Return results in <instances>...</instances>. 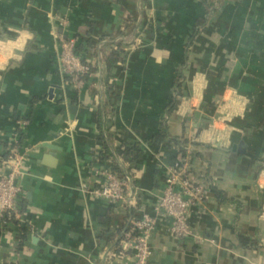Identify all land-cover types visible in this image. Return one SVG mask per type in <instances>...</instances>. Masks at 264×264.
Here are the masks:
<instances>
[{"label": "crops", "instance_id": "crops-1", "mask_svg": "<svg viewBox=\"0 0 264 264\" xmlns=\"http://www.w3.org/2000/svg\"><path fill=\"white\" fill-rule=\"evenodd\" d=\"M59 35L95 68L83 94L59 72ZM116 41L124 59L107 90L103 58ZM183 63L167 132L192 142L188 168L205 196L189 213L192 236L178 239L170 218L157 219L147 262L264 264V0H0V157L26 121L19 205L31 222L27 233L0 225V264L119 263L107 258L108 239L117 244L128 210L79 190L97 163L111 167L98 159V116L104 104L113 111L112 148L158 134ZM239 143L242 154L232 151ZM142 144L135 214L152 211L177 154L166 141Z\"/></svg>", "mask_w": 264, "mask_h": 264}, {"label": "built area", "instance_id": "built-area-1", "mask_svg": "<svg viewBox=\"0 0 264 264\" xmlns=\"http://www.w3.org/2000/svg\"><path fill=\"white\" fill-rule=\"evenodd\" d=\"M57 65L62 77L74 91L81 90L85 79L93 74L92 64L77 52L76 40L64 38L62 35L58 36ZM26 124L27 122L23 120L16 122L17 130L8 140L0 157V225L2 227L15 224L18 229L29 228L31 225L27 212L19 205L22 196L19 180L25 174L24 162L27 150L22 149L17 137ZM175 149L176 158L165 168V179L150 213L131 212L136 208L135 170H127L129 165L117 161L116 158H109L111 167L117 161L123 169V175L119 176L111 167L105 169L97 163L91 169V184L82 183L79 186L81 192L92 198L103 200L110 205L122 203L128 210V218L117 240L120 255L113 257L119 262L118 264H148L147 259L151 255L149 237L159 217L170 218L169 232L176 238L184 239L192 236L188 223L189 213L195 204L203 200L205 189L194 181L188 168L189 153L194 151L192 142L187 140L183 146L179 145ZM195 239L196 243L202 240L199 236H195Z\"/></svg>", "mask_w": 264, "mask_h": 264}, {"label": "trees", "instance_id": "trees-1", "mask_svg": "<svg viewBox=\"0 0 264 264\" xmlns=\"http://www.w3.org/2000/svg\"><path fill=\"white\" fill-rule=\"evenodd\" d=\"M211 6H206V13L208 14V10ZM214 8V7H213ZM204 21L205 20H199L198 22H196V26L194 28V30L192 31L191 36L188 38L187 43L185 45V48H187L192 40L194 39L195 35L198 32V29L200 27H202L204 25ZM110 40H114L113 38H111ZM122 49L120 46V42L116 41L114 42V48L109 51L105 57L103 58V64L105 66V76H104V85L106 87L107 90H111L112 89V80H111V72L114 68V66L117 63H122L124 56L122 57ZM185 64L183 63L178 69H176V76L174 78V82H173V88H174V92H175V97L174 99H172V101L168 104V106L165 109V118L163 123L160 126L159 132L158 134L153 135L151 138L147 139L145 142L142 143H152V144H160L164 141L167 142L168 146H173V147H177V146H183L187 140L184 139L183 137H173L170 136L167 132V116L176 109V105L178 103V99L177 97L180 96V85L182 83V81L184 80V73H183V68H184ZM95 71V68H91V72ZM87 80V78L85 79ZM93 80H95V78H93ZM112 110H107V104L103 105V110H102V114L100 116H98V126L102 131V135H101V142H102V151L99 154V161L108 159V158H112L115 159L117 161H124L126 163H128V169H135L136 168V162L137 160L142 156V143L141 142H132V143H124L121 144L118 148H112L111 147V138H112V134L108 131V128L106 127V123L109 122V118H108V114H112ZM196 152L192 151L189 153V155H195ZM176 158V156H175ZM117 161H115L111 167V169L116 172L119 176L123 175V169L122 167L117 163ZM165 179V177L163 176V180ZM134 184H136V182H134ZM210 187V185H209ZM211 191L215 192V189L211 188ZM216 194L220 195L219 192H216ZM22 231H24V233H27V229L24 228L22 229ZM121 232V231H120ZM119 232V233H120ZM117 233V234H119ZM114 236H110L108 239V248H110L108 250L107 253V258H113L114 256L117 257L120 255V248L118 247V242L117 244H114Z\"/></svg>", "mask_w": 264, "mask_h": 264}, {"label": "water", "instance_id": "water-1", "mask_svg": "<svg viewBox=\"0 0 264 264\" xmlns=\"http://www.w3.org/2000/svg\"><path fill=\"white\" fill-rule=\"evenodd\" d=\"M86 87V84L84 85V88ZM84 88L81 90V94L84 92ZM244 149L243 143H239L238 145L232 146V151L242 154Z\"/></svg>", "mask_w": 264, "mask_h": 264}]
</instances>
